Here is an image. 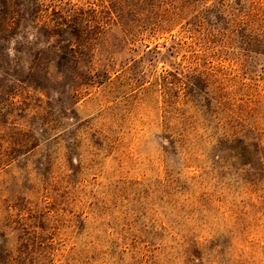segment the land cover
<instances>
[{
    "label": "rangeland",
    "instance_id": "1",
    "mask_svg": "<svg viewBox=\"0 0 264 264\" xmlns=\"http://www.w3.org/2000/svg\"><path fill=\"white\" fill-rule=\"evenodd\" d=\"M0 264H264V0H0Z\"/></svg>",
    "mask_w": 264,
    "mask_h": 264
}]
</instances>
